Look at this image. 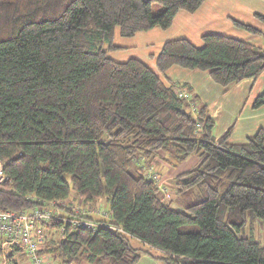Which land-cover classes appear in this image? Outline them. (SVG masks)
Returning a JSON list of instances; mask_svg holds the SVG:
<instances>
[{"label":"trees","instance_id":"obj_1","mask_svg":"<svg viewBox=\"0 0 264 264\" xmlns=\"http://www.w3.org/2000/svg\"><path fill=\"white\" fill-rule=\"evenodd\" d=\"M206 1L0 0V161L7 175L0 211L55 203L62 218L98 223L94 231L68 226L63 239L61 221L46 225L43 253L58 264H138L144 255L163 264H264V128L242 144L230 141L233 128L216 138L208 107L187 84L167 85L139 59L110 57L120 48L117 32L132 38L168 30L180 11L194 14ZM255 17L264 25V15ZM232 22L263 45L215 33L203 35L199 48L170 40L156 56L157 70L208 72L224 89L257 80L264 29ZM262 107L264 92L253 104ZM193 156L198 165L175 177V197L166 203L146 171L178 168ZM195 191L198 201L189 202ZM72 193L83 207L78 215L63 206ZM97 209L110 219L89 214Z\"/></svg>","mask_w":264,"mask_h":264},{"label":"crops","instance_id":"obj_2","mask_svg":"<svg viewBox=\"0 0 264 264\" xmlns=\"http://www.w3.org/2000/svg\"><path fill=\"white\" fill-rule=\"evenodd\" d=\"M253 1L207 0L194 14L180 11L168 30L156 28L148 32L138 33L132 38H122L117 32L115 45L120 48L111 52L110 57L117 62L139 59L160 75L167 85L187 84L191 88V96H195L200 105L208 107L209 114L215 122V137L220 138L230 128H233L230 141L234 144L245 143L248 137L264 128V107L258 110L253 108L257 96L264 92V73L255 81L246 80L223 89L211 81L208 72L172 67L165 74H162L157 70L156 56L161 52L166 42L175 39H188L196 47H202V37L207 33L225 36L226 34L231 35L230 33H234L233 38L245 40L261 47L263 45L262 37L237 28L232 22L238 19L236 21L263 30V24L262 26L256 24L258 19L255 15L259 13L252 10V5L249 7L250 10L247 8L248 3L251 4ZM257 1L264 7V0ZM231 13H234L232 16L235 15L236 19L232 18ZM243 13L247 14V16L249 15L250 20H242ZM261 15H264V8ZM187 162L178 168L165 164L155 168L158 169L157 172L160 173L162 179L171 180L179 173L194 169L198 165L199 159L191 161L189 166ZM150 170L148 169V172ZM153 172L156 171L153 170ZM258 229V239L264 244L262 241L263 237H261L264 230H262L261 226ZM161 263V261L154 259L150 255H144L138 264ZM81 264L87 263L83 262Z\"/></svg>","mask_w":264,"mask_h":264},{"label":"built area","instance_id":"obj_3","mask_svg":"<svg viewBox=\"0 0 264 264\" xmlns=\"http://www.w3.org/2000/svg\"><path fill=\"white\" fill-rule=\"evenodd\" d=\"M178 96L183 99H190V94L186 91L178 90ZM190 101L191 111L197 116L198 105ZM198 131L201 125L198 124ZM146 177L153 180L163 193V200L170 201V193L166 188L163 179L158 172L148 173ZM7 182V175L4 164L0 161V187ZM49 203L46 207H39L32 210H9L0 211V264H11L13 260L21 264H58L52 254L43 253L49 240L46 225L51 222L61 221L59 230L60 238L65 237L68 226L72 228L81 227L88 230H96L98 223L84 218H62ZM75 214H79L78 209H73ZM104 220H109L110 216L102 210H93L89 213ZM43 225V226H42ZM123 232L120 228L109 226Z\"/></svg>","mask_w":264,"mask_h":264},{"label":"rangeland","instance_id":"obj_4","mask_svg":"<svg viewBox=\"0 0 264 264\" xmlns=\"http://www.w3.org/2000/svg\"><path fill=\"white\" fill-rule=\"evenodd\" d=\"M252 5V10H254V12H257V13H259V14H261V12H263V6L262 5H260V3L257 1V0H254L253 1V3H248V10H250V6ZM162 10V6L160 5V4H158V3H153V13L154 14H158V13H160V11ZM232 14H234V13H231V16H232ZM235 15H233L232 16V18H234V19H236L235 17H234ZM241 18H242V16H241ZM236 20H238V19H236ZM242 20H244V21H247V20H250L249 19V15L247 16V14H245V13H243V18H242ZM256 24H258L259 26H262V23L258 20L257 21V23ZM231 35H227L226 34V36H229V37H232V36H234L233 34L234 33H230ZM236 36V35H235ZM224 89V88H223ZM196 159H198L196 156H193V157H191L190 158V160H188V162H187V165L189 166V164H190V162L191 161H196ZM137 167H138V164L136 163V162H134V163H132L131 164V166H130V168H129V170L131 171V172H133V173H135L136 172V170H137ZM153 170L154 171H156L157 172V168H153ZM147 172V171H146ZM159 173V172H158ZM180 174V173H179ZM174 180H175V178L174 179H171V180H169V179H163V182H164V184H165V186H166V188L168 189V191H169V193H170V200L171 199H174V197H175V195H174V193H175V186H174ZM195 193H196V191L194 192V193H192L189 197H188V201L189 202H192V203H195V202H197L198 200L195 198ZM75 196H74V193H72L71 194V201L72 202H70V204H64L63 206H70V207H72L73 206V209H78V210H80L79 208H81V210H83V207L80 205V203H79V201L78 200H76L75 198H74ZM166 203H168L167 201H165ZM101 206H102V208L103 207H105L106 208V206H105V204L103 203V205L101 204ZM172 207L174 208V209H176V210H179V211H181V210H183V204H181L180 203V201L178 202V201H176V200H174V202H173V204H172ZM55 209V208H54ZM55 211L57 212V213H61L60 211V208H57V209H55ZM262 227V230H264L263 229V226L262 225H259V227ZM261 237H263L262 238V241L264 242V233H262V235H261ZM136 245H137V243H135ZM161 264H163V263H161Z\"/></svg>","mask_w":264,"mask_h":264}]
</instances>
